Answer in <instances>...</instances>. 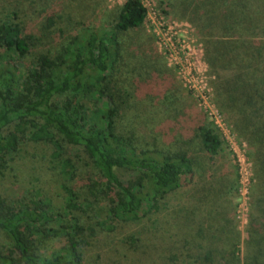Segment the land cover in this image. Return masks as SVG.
Masks as SVG:
<instances>
[{"label": "trees", "instance_id": "16d2710c", "mask_svg": "<svg viewBox=\"0 0 264 264\" xmlns=\"http://www.w3.org/2000/svg\"><path fill=\"white\" fill-rule=\"evenodd\" d=\"M159 1L168 14L167 0ZM185 9L205 37L215 118L253 163L246 237L231 200L239 195L240 163L233 148L226 152L230 142L220 125L204 117L194 130H174L196 135L199 155L141 145L140 108L124 110L135 94L124 93L111 72L119 59L115 36L88 29L53 51L44 47L47 32L27 33L15 18L0 21V173L6 156L27 139L54 149L66 182L58 203L44 192L24 199L0 194V264H84V247L97 229L183 210V228L204 244L181 264H264V0H191ZM147 18L142 0H126L112 34L138 30ZM53 24L50 19L44 27ZM66 145L82 150L99 175L85 193L80 165L64 155ZM119 170L136 176L125 181ZM189 185L192 206L173 204V195ZM200 207L205 211L197 216Z\"/></svg>", "mask_w": 264, "mask_h": 264}, {"label": "rangeland", "instance_id": "374dc122", "mask_svg": "<svg viewBox=\"0 0 264 264\" xmlns=\"http://www.w3.org/2000/svg\"><path fill=\"white\" fill-rule=\"evenodd\" d=\"M125 1L0 0V21L17 19L23 22L27 33L47 32L45 41L49 43L44 47L53 51L59 50L76 36L80 37L88 29L114 35L112 40L120 50L119 59L114 57L117 61L111 72L124 93L135 94L124 110L140 108L137 140L141 145L158 143L166 149H186L191 154L199 155L201 142L196 135L180 137L174 133V130L184 127L194 130L200 121H204V117L213 123L215 121L218 126L221 124L215 118L217 106L213 101L212 81L215 76L205 58V37L185 9L191 0H167L168 14L164 13L159 0H144L150 8L146 23L135 31L112 34L116 10ZM50 19L54 24L46 30L44 26ZM11 62L15 61L11 59ZM21 68L24 71L25 65H21ZM220 129L227 134L230 142L226 144V152L233 148L240 163L242 181L239 183V195L231 200L236 206L235 211L238 208L239 229L246 237L245 229L253 199V163L245 149L230 137L226 126L220 125ZM65 148L64 155L75 157L80 165V186L85 193L91 178L98 179L99 175L87 163L82 150L69 145ZM6 158V169L0 173V194L24 199L31 197V193L44 192L55 203L63 197L61 184L66 180L61 178L58 158L54 156L52 147L23 139ZM118 173L125 181L136 176L131 171L119 170ZM190 188L191 185L184 186L173 195L172 203L181 207L192 206L193 203L187 201ZM200 208L197 216L205 211L204 207ZM96 210L94 206L90 211L94 215ZM229 211L233 212L232 208ZM184 213L185 210L174 211L168 218L158 214L153 215L152 219L116 220L112 230L97 229L96 238L84 247V264H181L184 258L188 259L185 254H190L193 259L199 252L198 246L204 242L195 235H188L190 230L183 228L184 220H180V217ZM174 255H177V261Z\"/></svg>", "mask_w": 264, "mask_h": 264}, {"label": "built area", "instance_id": "2783aa9c", "mask_svg": "<svg viewBox=\"0 0 264 264\" xmlns=\"http://www.w3.org/2000/svg\"><path fill=\"white\" fill-rule=\"evenodd\" d=\"M142 2H143V4L145 5V7L147 8V10H148V18L150 17V8H149V6L147 5V4H145V2H144V0H142ZM157 11V10H156ZM156 15H157V17H158V15H159V12L157 11V13H156ZM148 18H147V20H148ZM159 18V17H158ZM146 20V21H147ZM160 20V19H159ZM146 21H145V23H146ZM216 118H218V122H220L221 124V126L222 125H224L223 123H222V121H221V119L219 118V117H216ZM237 144V143H236Z\"/></svg>", "mask_w": 264, "mask_h": 264}]
</instances>
